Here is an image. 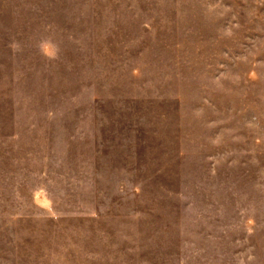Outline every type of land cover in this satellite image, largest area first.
Masks as SVG:
<instances>
[{"label": "rangeland", "instance_id": "374dc122", "mask_svg": "<svg viewBox=\"0 0 264 264\" xmlns=\"http://www.w3.org/2000/svg\"><path fill=\"white\" fill-rule=\"evenodd\" d=\"M0 264H264V0H0Z\"/></svg>", "mask_w": 264, "mask_h": 264}]
</instances>
